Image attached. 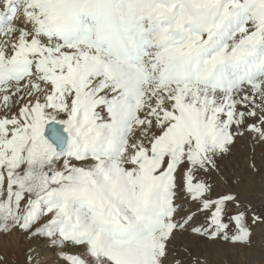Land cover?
Masks as SVG:
<instances>
[{"label": "snow or ice", "instance_id": "6c2138e0", "mask_svg": "<svg viewBox=\"0 0 264 264\" xmlns=\"http://www.w3.org/2000/svg\"><path fill=\"white\" fill-rule=\"evenodd\" d=\"M245 137L264 148V0H0V233L65 264L251 246L264 215L212 179Z\"/></svg>", "mask_w": 264, "mask_h": 264}, {"label": "bare ground", "instance_id": "6f19581e", "mask_svg": "<svg viewBox=\"0 0 264 264\" xmlns=\"http://www.w3.org/2000/svg\"><path fill=\"white\" fill-rule=\"evenodd\" d=\"M229 157L234 159L228 160ZM229 157L227 159L226 157L223 158L221 164L227 165L230 171L232 162L236 161L235 167L238 166L240 178H237L230 172L227 173V171L220 170V172L213 173L217 191L232 192L229 191L230 186H232L233 192L238 194L242 204H251L255 212L258 210L262 211L261 209H263L264 205H260L259 207V204L261 202L264 203V148H257L255 153H253L250 141L245 137L244 140L240 141L232 149ZM253 164H255V168L258 171L254 170ZM228 178L230 181H235V183H230ZM227 181L229 182L228 186ZM225 186L227 187L225 188ZM258 197H263V200L259 203L256 202ZM258 226H264V224H259ZM198 236L187 231L176 233L173 247L184 260V264H194L193 258L196 256L199 257L197 264H264V227H257L255 229L254 241L248 248L244 247L245 249L239 247V245H230L229 243L225 244L222 242L215 245L216 241L205 242V239L201 241ZM21 237L19 232H12L7 235L0 233V257H6L7 264H25L29 247L27 249L20 247L21 242L19 238ZM197 237L201 242L197 241ZM210 244L213 247L209 250L211 248ZM32 246L36 247L40 252H42V248H45L40 264H65L63 260L57 259V254L54 251L52 253L49 249H46L50 247L47 244L39 245L38 243ZM239 252H242V254L240 255ZM240 256L242 259H240ZM171 260L172 256H169V264H171Z\"/></svg>", "mask_w": 264, "mask_h": 264}, {"label": "rangeland", "instance_id": "374dc122", "mask_svg": "<svg viewBox=\"0 0 264 264\" xmlns=\"http://www.w3.org/2000/svg\"><path fill=\"white\" fill-rule=\"evenodd\" d=\"M229 157V156H228ZM228 157H226V159L228 158ZM234 158H231V157H229V159L228 160H233ZM227 160V161H228ZM225 165V164H224ZM223 164H221V167H220V170L221 171H227V173H231L232 175H235L237 178H240V175L238 174V166H236L235 167V165H236V161H233L232 162V167H231V170L229 171V167L227 166V165H225L224 166ZM234 166V167H233ZM212 179H213V181H214V177H212ZM228 180L230 181V179L228 178ZM242 183V182H241ZM214 184H215V187H216V182L214 181ZM229 185V182L227 181V186ZM227 186H225V188L227 187ZM231 188L229 189V191H232L233 192V190H232V186H230ZM236 193V192H235ZM236 195L238 196V194L236 193ZM238 198H239V196H238ZM262 198V199H261ZM258 199V200H257ZM256 199V202H261V200H263V197H258ZM262 203V204H261ZM260 204H259V207H260V205H264V203L263 202H261ZM259 207H257V208H259ZM256 208V209H257ZM258 210V209H257ZM262 211H260V210H258L256 213H258V214H261V215H264V207H263V209H261ZM252 211H254L255 212V209H254V207H252ZM259 225V224H258ZM258 225H256V227H255V229L257 228V227H264V226H258ZM255 229H254V231H255ZM20 235L22 236L21 238H19L20 239V242H21V245H20V247L22 248V249H27L28 247H29V245H33V244H35V245H37L39 242H37V241H30V240H28L25 236H24V234L23 233H20ZM198 236V235H197ZM199 237V240H201L202 241V239H205V242H215V245L217 244H220L221 242L222 243H225V244H228V243H226V242H223L222 240H219V239H208V238H204V237H202V236H198ZM198 237H197V241L198 242H201V241H199L198 240ZM254 237V236H253ZM253 241H254V239H253ZM207 244H209V243H207ZM230 245H239V247H242L243 249H245L244 247H246V248H248V246H246V245H243V244H233V243H229ZM211 245V248H209V250L210 249H212V247H213V245L212 244H210ZM46 249H49V251L50 252H52L53 253V251H54V253L55 254H57L58 252H63V251H65V249H63V248H57V249H54V248H52V247H47ZM42 250V252L41 253H43V252H45V248H42L41 249ZM67 251H70V252H75V251H77L76 249H67ZM184 252H186V251H184ZM240 253V255L242 254V252H239ZM237 255V254H236ZM26 256V255H25ZM190 256H192V254H190ZM240 259H242V257L240 256ZM14 260V259H13ZM12 260V261H13ZM193 260H194V264H197L198 262H199V257L198 256H196L195 258H193ZM25 264H26V262H25Z\"/></svg>", "mask_w": 264, "mask_h": 264}]
</instances>
